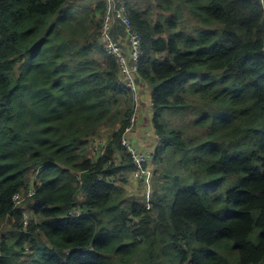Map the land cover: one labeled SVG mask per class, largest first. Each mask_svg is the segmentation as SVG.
Segmentation results:
<instances>
[{
  "label": "trees",
  "instance_id": "obj_1",
  "mask_svg": "<svg viewBox=\"0 0 264 264\" xmlns=\"http://www.w3.org/2000/svg\"><path fill=\"white\" fill-rule=\"evenodd\" d=\"M119 2L143 37L138 111L100 41L103 0H0V264H155L164 246L179 264H264L261 3ZM136 112L153 162L169 157L149 208L126 196Z\"/></svg>",
  "mask_w": 264,
  "mask_h": 264
},
{
  "label": "built area",
  "instance_id": "obj_2",
  "mask_svg": "<svg viewBox=\"0 0 264 264\" xmlns=\"http://www.w3.org/2000/svg\"><path fill=\"white\" fill-rule=\"evenodd\" d=\"M103 1L106 4V13L102 17L100 41L104 44L105 50L117 60L121 70L120 80L133 92L137 103L136 111H138V108L141 106L140 102L144 101L143 94L146 92L144 90L145 87L142 86L143 83L139 82L140 59L143 53V37L140 33L133 30L125 3H120L119 0ZM258 1L264 9V0ZM116 22H120L124 28V35H119L118 39L113 36V29ZM138 122L139 112H136V114L132 116L130 125L122 137V144L136 168V171L133 172L134 179L149 187L152 170L148 173V169L152 162V155L155 152H152V154L144 152L133 143L131 134L136 129ZM104 144L105 141L101 138L95 139L91 144L100 157H102L105 152L104 149H100V146H104ZM35 193L36 189L30 187L26 194L28 197H32ZM147 194L148 197L145 203L148 205L151 202L149 190ZM14 199L17 202H21L23 198L22 195L18 194ZM26 218L28 220L30 219L28 214H26ZM28 220L27 222L29 223Z\"/></svg>",
  "mask_w": 264,
  "mask_h": 264
},
{
  "label": "rangeland",
  "instance_id": "obj_3",
  "mask_svg": "<svg viewBox=\"0 0 264 264\" xmlns=\"http://www.w3.org/2000/svg\"><path fill=\"white\" fill-rule=\"evenodd\" d=\"M149 118H150V116H149ZM140 127H142V126L139 125L138 127H136V129H138ZM108 131H104V130L102 131V133L105 135L104 137L108 138L107 134H111L112 133L111 130H108ZM152 131H153V129L150 131V134L151 135L153 134L152 137L151 138H147L146 140L150 141V142H154V141L157 142V140L159 141L160 138L158 137V135L154 134ZM101 139L103 141L107 140L105 138H101ZM168 159H169V157L164 155V156H162L160 158V160L163 162L162 166L160 164L158 165L155 161L153 162V160L151 162V165L149 166L148 173H150V170H152L151 182H150V186H149V191L151 190L152 197L154 195V191H158V192L164 191V196L167 195L166 191L168 190V188H166L165 186L163 188L162 185H166L165 184L166 180L163 179V178L168 176V174H167L169 172V170H168V168H169L168 167V164H169ZM157 170H158V174H156ZM161 177H163V178H161ZM144 190L147 191V189H145L143 185L142 186H138L137 189H136V187H133V186L127 187V190H126V196L128 198L127 200L130 201L131 203H133V202L134 203H144V200H146V196L144 195V192H143ZM130 202H128V203H130ZM151 204L152 203L150 202L148 204V206L151 207ZM221 211H223V209ZM152 216H153V218H155L156 214L154 212H152ZM154 257H155L154 258L155 259L154 260L155 264H158V262H160L162 259H164V261L165 260L171 261V258H172V261H171L172 263L171 264H179L178 258L175 255L173 256V254H172V249L171 250L167 249V247H165V246L162 248V250L157 252L154 255Z\"/></svg>",
  "mask_w": 264,
  "mask_h": 264
},
{
  "label": "crops",
  "instance_id": "obj_4",
  "mask_svg": "<svg viewBox=\"0 0 264 264\" xmlns=\"http://www.w3.org/2000/svg\"><path fill=\"white\" fill-rule=\"evenodd\" d=\"M142 129H143V132H141L139 135L131 134V139H132L133 143L138 148L142 149L144 152L152 154V152L154 150L156 151L158 148V141L157 142L156 141H154V142L147 141L146 139L151 138L153 134L152 135L150 134L149 128H145L142 126ZM142 185L144 186L145 189H147V191L149 190V187H147L145 184L138 182L134 179L133 173H131L128 176L127 187L133 186V187H136V189H137L138 186H142ZM127 187H126V190H127ZM147 191H145V190L143 191L144 195L146 196V200L148 197ZM149 192H150V199H151L152 198L151 190ZM146 200H144V202H146Z\"/></svg>",
  "mask_w": 264,
  "mask_h": 264
}]
</instances>
